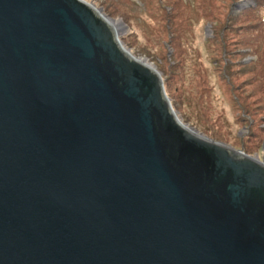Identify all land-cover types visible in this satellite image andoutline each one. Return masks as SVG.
Segmentation results:
<instances>
[{
  "label": "water",
  "instance_id": "95a60500",
  "mask_svg": "<svg viewBox=\"0 0 264 264\" xmlns=\"http://www.w3.org/2000/svg\"><path fill=\"white\" fill-rule=\"evenodd\" d=\"M113 21L0 0V264H264V160L184 123Z\"/></svg>",
  "mask_w": 264,
  "mask_h": 264
},
{
  "label": "rangeland",
  "instance_id": "374dc122",
  "mask_svg": "<svg viewBox=\"0 0 264 264\" xmlns=\"http://www.w3.org/2000/svg\"><path fill=\"white\" fill-rule=\"evenodd\" d=\"M164 77L188 126L264 160V0H86Z\"/></svg>",
  "mask_w": 264,
  "mask_h": 264
},
{
  "label": "bare ground",
  "instance_id": "6f19581e",
  "mask_svg": "<svg viewBox=\"0 0 264 264\" xmlns=\"http://www.w3.org/2000/svg\"><path fill=\"white\" fill-rule=\"evenodd\" d=\"M113 23L115 24V26H117V27H120L121 26V24H122V22L121 21H119V20H115V21H113Z\"/></svg>",
  "mask_w": 264,
  "mask_h": 264
}]
</instances>
